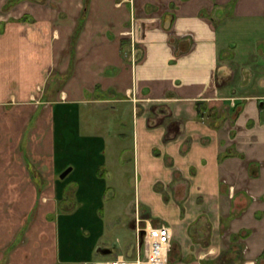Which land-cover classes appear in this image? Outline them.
Listing matches in <instances>:
<instances>
[{"label":"crops","instance_id":"0c3cea01","mask_svg":"<svg viewBox=\"0 0 264 264\" xmlns=\"http://www.w3.org/2000/svg\"><path fill=\"white\" fill-rule=\"evenodd\" d=\"M0 9L26 16L0 24V264L141 256L135 222L134 253L115 223L110 253L101 205L105 150L118 165L129 135L134 218L140 203L143 219L166 221L169 264H264V0H0ZM55 64L59 97L31 98L44 82L53 89L44 68ZM89 104L104 105L107 117L88 110L87 122L108 142L81 132ZM125 116L131 129L120 121L115 139L107 122ZM164 186L175 187V209Z\"/></svg>","mask_w":264,"mask_h":264},{"label":"rangeland","instance_id":"374dc122","mask_svg":"<svg viewBox=\"0 0 264 264\" xmlns=\"http://www.w3.org/2000/svg\"><path fill=\"white\" fill-rule=\"evenodd\" d=\"M14 14H17V13L11 9L10 10L0 9V24L6 21H11L12 19H14L13 17H15V19H18L19 17ZM24 18H26V16H22L18 20H22ZM22 22L24 25H27V21H22ZM24 60L27 61L28 58H24ZM58 67L59 65L55 64V66H53V69L49 70L50 67L44 68V71L46 72V75H45L46 79L55 77L54 78L55 81L53 80V82L50 85V87L51 88L53 87V89H49L48 83L46 84L47 87L43 88L45 84L44 82L43 84H40L41 87L40 85L37 87V90L31 91L30 93L31 98L42 99V97H44L46 99L47 98L56 99L59 97L60 90L59 88H56V87H59L61 83L59 79L60 75H59ZM60 77H63L64 79L65 76H60ZM14 86H15L14 84L11 85V88H13ZM97 105L98 107H94L93 104H89L88 106L84 105L85 107H83V109L81 110L80 129L83 134L103 135L105 136V139L108 142V136L103 134L104 131L100 129L98 125H96L95 123H92L91 121L87 122L88 120H91V119H88L89 117L88 110L92 111L91 112V114H93L92 119L95 118L96 120H99V119H105L107 117V112L101 109L104 107V105L103 104H97ZM120 121H123V125L119 124ZM114 124H116L115 127H114ZM107 125L109 127V130H111L112 132L113 138L116 139L117 133L115 131L119 130V125H121V128L125 131H128L129 127L131 129L130 117L125 116L123 120L117 118V121L107 122ZM130 137H131L130 135L127 137V142H126L127 146L123 148V150L120 153L121 156H120V162L118 165H115L114 163L110 161L108 146L105 150L107 162L104 164L102 172L104 174L105 180L107 181L108 187L106 189L105 194L103 195L102 202H101V205L103 207L102 208L103 214H104L103 220H104L107 231H109L108 240L111 242V244L109 243L110 253L113 254L114 252L113 251L114 245H112V243L114 242L115 234L119 233V236L122 234V236H120L121 240H122V237L124 238L123 239L124 242H125V239H127L128 245L126 244V247H124V244H123V246L121 247V248H125L124 251L126 254H128L127 256H130L134 253V240H133V235L131 232V227L133 226V223L135 222L134 201L138 193V180H137L138 173L136 169H134V166H133V156H132L133 150H132V146L130 145ZM72 184H70L68 188H71ZM173 187L174 186L172 187L164 186V189H162V191H164L165 193V198H164L165 200L164 202H166L165 206L169 208L170 210L175 209V190L173 189ZM65 201L61 203L62 208H64L65 205L70 207L73 203V201L71 200L69 201L65 200ZM136 206H138L136 207V211L139 210L137 211L138 216L142 218L141 217L142 209H141L140 203H137ZM114 212L117 214L116 215L113 214ZM146 220L153 224L155 223L156 224H166L165 223L166 221H164L163 219L157 220V219H153V218L151 219L147 217ZM113 223L119 224V226L121 227L118 233H115L113 231V227L115 226V225L111 226V224ZM171 249H172V246H171ZM172 252H173V249L170 250L169 257ZM140 254L142 256L143 253H140Z\"/></svg>","mask_w":264,"mask_h":264},{"label":"built area","instance_id":"2783aa9c","mask_svg":"<svg viewBox=\"0 0 264 264\" xmlns=\"http://www.w3.org/2000/svg\"><path fill=\"white\" fill-rule=\"evenodd\" d=\"M135 239L142 247V256L128 259L117 255L115 258L100 260L96 264H169L172 245L170 228L166 224H153L135 216Z\"/></svg>","mask_w":264,"mask_h":264},{"label":"water","instance_id":"95a60500","mask_svg":"<svg viewBox=\"0 0 264 264\" xmlns=\"http://www.w3.org/2000/svg\"><path fill=\"white\" fill-rule=\"evenodd\" d=\"M71 170V167H67L61 174L60 177L63 178L69 171Z\"/></svg>","mask_w":264,"mask_h":264}]
</instances>
